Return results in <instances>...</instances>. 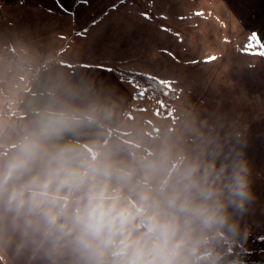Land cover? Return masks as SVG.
Instances as JSON below:
<instances>
[{
	"label": "clouds",
	"instance_id": "1",
	"mask_svg": "<svg viewBox=\"0 0 264 264\" xmlns=\"http://www.w3.org/2000/svg\"><path fill=\"white\" fill-rule=\"evenodd\" d=\"M175 108L150 134L103 83L60 75L24 121L0 117V259L231 264L255 200L244 130Z\"/></svg>",
	"mask_w": 264,
	"mask_h": 264
},
{
	"label": "crops",
	"instance_id": "2",
	"mask_svg": "<svg viewBox=\"0 0 264 264\" xmlns=\"http://www.w3.org/2000/svg\"><path fill=\"white\" fill-rule=\"evenodd\" d=\"M195 35L208 49L227 50L234 45L241 49L242 42L250 44V61L257 70L259 63L264 65V0H22L3 11L0 47L9 45L21 62L36 68L53 64L31 78L25 73L28 83L9 92L13 114L6 118L24 121L30 108L43 99L50 78L89 77L124 99L128 123H142L150 134L159 132L156 122L177 120L178 72H186L180 80L193 82V62L179 60L177 49L179 44L184 46L181 53L192 49ZM183 40H190V47ZM135 55L148 61L152 74L142 67L131 69L129 58ZM113 68L148 73L176 89L178 99L168 120L159 116L154 110L158 105L151 100L141 110L134 109L138 89L122 81ZM223 107L218 109L226 113ZM248 228L251 223L238 242L253 235ZM0 264L12 261L5 257Z\"/></svg>",
	"mask_w": 264,
	"mask_h": 264
},
{
	"label": "rangeland",
	"instance_id": "3",
	"mask_svg": "<svg viewBox=\"0 0 264 264\" xmlns=\"http://www.w3.org/2000/svg\"><path fill=\"white\" fill-rule=\"evenodd\" d=\"M195 38L191 39L194 42V45L191 44L192 49L189 48L190 40L189 44L183 40L185 46L189 45L186 52L181 53L180 49L184 46L180 44L177 49L179 60L187 61V63L193 62L192 75L194 76L192 83L185 82L180 79L184 78L186 72H178L176 77L179 78L178 89L181 92L179 102L184 101L202 113L225 116L226 120L243 128L246 138L244 151L252 169V190L255 200L243 217L242 225L246 228L251 223L252 228L247 230L253 235L264 237V65L261 62L257 70L254 68L250 61L251 54H249L253 49L248 43L242 42L241 49H237L238 45H234L231 49L216 50L204 46L200 35H195ZM180 40L178 38L179 43L182 42ZM8 46L6 44L5 48L0 47V56L3 51L10 50ZM129 59L132 63V70L136 71L137 68L142 67L152 74L150 64L145 58L135 55ZM31 67L28 70L17 68L9 61L0 60V80L6 84L8 92H13L16 88L28 83L25 73L30 76L29 72L39 68ZM146 74L150 75L148 73L143 75ZM151 101L155 105L156 101L153 99ZM11 103V96L5 98L0 91V110L5 106L10 110ZM222 106L226 113H223V110L219 111L218 108ZM154 110L158 113L157 106ZM168 116L163 118L168 120Z\"/></svg>",
	"mask_w": 264,
	"mask_h": 264
},
{
	"label": "trees",
	"instance_id": "4",
	"mask_svg": "<svg viewBox=\"0 0 264 264\" xmlns=\"http://www.w3.org/2000/svg\"><path fill=\"white\" fill-rule=\"evenodd\" d=\"M22 0H0V19L2 10L21 4ZM0 60L9 61L14 67L31 69V65L19 61L16 55L9 51H3ZM53 62H47L35 71L29 72L30 76H36L40 71L51 66ZM113 72L125 82H128L138 89L134 94L136 104L134 109L141 110L151 99L156 101L158 113L161 118L170 115L173 105L178 98L179 92L171 88L165 82L155 77L140 73L129 72L119 68H113ZM0 91L5 98H10L6 84L0 80ZM10 110L7 106L0 110V117H8ZM224 259L231 264H264V237L248 235L243 242H225ZM242 260V261H241Z\"/></svg>",
	"mask_w": 264,
	"mask_h": 264
},
{
	"label": "snow or ice",
	"instance_id": "5",
	"mask_svg": "<svg viewBox=\"0 0 264 264\" xmlns=\"http://www.w3.org/2000/svg\"><path fill=\"white\" fill-rule=\"evenodd\" d=\"M253 35H256V36H257V38H259V37H258V34H253ZM262 42H264V41H262Z\"/></svg>",
	"mask_w": 264,
	"mask_h": 264
}]
</instances>
